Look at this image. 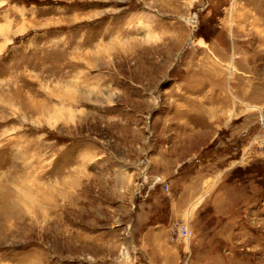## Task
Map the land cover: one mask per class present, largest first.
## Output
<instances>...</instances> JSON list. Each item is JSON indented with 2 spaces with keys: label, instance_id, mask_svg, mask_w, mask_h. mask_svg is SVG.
<instances>
[{
  "label": "rangeland",
  "instance_id": "rangeland-1",
  "mask_svg": "<svg viewBox=\"0 0 264 264\" xmlns=\"http://www.w3.org/2000/svg\"><path fill=\"white\" fill-rule=\"evenodd\" d=\"M0 264H264V0H0Z\"/></svg>",
  "mask_w": 264,
  "mask_h": 264
},
{
  "label": "crops",
  "instance_id": "crops-1",
  "mask_svg": "<svg viewBox=\"0 0 264 264\" xmlns=\"http://www.w3.org/2000/svg\"><path fill=\"white\" fill-rule=\"evenodd\" d=\"M163 232L150 230L145 233V238L148 241V246L153 247L156 250H168V245L163 243L164 236L162 235Z\"/></svg>",
  "mask_w": 264,
  "mask_h": 264
},
{
  "label": "built area",
  "instance_id": "built-area-1",
  "mask_svg": "<svg viewBox=\"0 0 264 264\" xmlns=\"http://www.w3.org/2000/svg\"><path fill=\"white\" fill-rule=\"evenodd\" d=\"M146 189V185H145V183H143L140 187H139V194H141L144 190ZM152 189H155V187L153 186V187H149L148 188V191H147V197H149V195H150V192L152 191ZM137 194V193H136ZM138 195V194H137ZM180 238L181 239H185V240H187V239H189V235H190V233H189V231L186 229V228H182L181 229V232H180ZM185 246H186V243H185V241H181Z\"/></svg>",
  "mask_w": 264,
  "mask_h": 264
},
{
  "label": "bare ground",
  "instance_id": "bare-ground-1",
  "mask_svg": "<svg viewBox=\"0 0 264 264\" xmlns=\"http://www.w3.org/2000/svg\"><path fill=\"white\" fill-rule=\"evenodd\" d=\"M231 70H233V67H231ZM183 241H185L186 243H188V239L187 240H185V239H182Z\"/></svg>",
  "mask_w": 264,
  "mask_h": 264
}]
</instances>
